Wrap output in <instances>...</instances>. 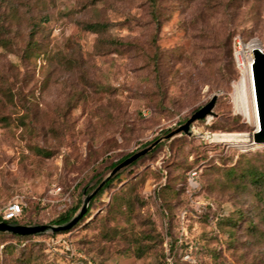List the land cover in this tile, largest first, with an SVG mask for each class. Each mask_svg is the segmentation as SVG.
I'll return each instance as SVG.
<instances>
[{
  "label": "rangeland",
  "instance_id": "374dc122",
  "mask_svg": "<svg viewBox=\"0 0 264 264\" xmlns=\"http://www.w3.org/2000/svg\"><path fill=\"white\" fill-rule=\"evenodd\" d=\"M235 39L264 48V0H0V215L18 202L21 225L50 224L217 96L78 226L0 237V264H264V187L243 172L264 144L235 107Z\"/></svg>",
  "mask_w": 264,
  "mask_h": 264
},
{
  "label": "water",
  "instance_id": "95a60500",
  "mask_svg": "<svg viewBox=\"0 0 264 264\" xmlns=\"http://www.w3.org/2000/svg\"><path fill=\"white\" fill-rule=\"evenodd\" d=\"M253 65H252V77L254 85L255 105L258 121V129L255 128V132L252 135L253 142L255 144H264V53L260 49H254L252 51ZM217 96H213L211 100L195 111L182 125L178 126L162 138L157 139L148 147L135 152L130 157L119 163L114 167L110 173L99 183V185L88 195H86L82 201V205L74 216L66 223L61 225L47 224V225H18L11 222H0V234H10L20 237L24 236H38L44 234H60L72 229L85 214L91 198L101 189V187L112 177H114L121 170L125 169L133 162L141 158L155 148L160 142L168 141L177 135H191V125L197 121H203L208 117L214 115L213 109Z\"/></svg>",
  "mask_w": 264,
  "mask_h": 264
},
{
  "label": "trees",
  "instance_id": "16d2710c",
  "mask_svg": "<svg viewBox=\"0 0 264 264\" xmlns=\"http://www.w3.org/2000/svg\"><path fill=\"white\" fill-rule=\"evenodd\" d=\"M152 3L154 2V0H150ZM101 26L100 25H88V29L93 31V32H96ZM235 65V64H234ZM200 109V108H198ZM197 109V110H198ZM196 110V111H197ZM1 120H5V118H2L0 117ZM187 119L183 120V123L186 122ZM180 137H183V135H180ZM162 144H158L151 152H148L146 155L142 156L141 158H139L138 160H136L135 162H133L131 165H129L127 168H130V167H133L134 165H136L138 163L139 160H141L143 157L147 156V155H150L152 152H155L158 148L161 147ZM132 154L134 153H129V154H126L124 155L123 157H121L118 161L116 162H113L109 165V169L112 170L114 167H116L119 163H121L122 161H124L125 159H127L128 157H130ZM243 172H245V177H249L251 182L256 185V186H262L264 187V169H261V168H258V167H252V166H249L246 170H244ZM101 176V174H97L93 177V180L96 179V178H99ZM119 178V175L118 173L112 177L111 179H109L102 187L101 189L91 198L90 202H89V205H88V208L85 212V214L82 216V218L79 220V222L75 225V226H78L84 218H86L89 214V209L91 208V206L93 205L94 201L100 196L102 195L105 190L115 181ZM103 179L100 178L96 185L91 188L89 191H87L85 188H82L81 190V194L83 195H88L89 193H91L98 185L99 183L102 181ZM82 204V200L81 198L78 199V201L76 202V204H74L73 206H70L68 207L63 213H61L60 215L57 216L56 219H54L50 224H54V225H61V224H64L66 222H68L73 216L74 214L78 211V209L80 208ZM22 212H23V207H22ZM3 219L0 215V222H2ZM9 222L13 223V224H18V225H21L20 223V219L19 218H16V219H13V220H10ZM74 226V227H75ZM73 227V228H74ZM71 230V229H70ZM69 230V231H70ZM68 232V231H66ZM65 233V232H63ZM4 236H12L14 238H17V239H28V238H31V237H38V236H24V237H20V236H16V235H4V234H0V237H4ZM55 236V235H53Z\"/></svg>",
  "mask_w": 264,
  "mask_h": 264
},
{
  "label": "bare ground",
  "instance_id": "6f19581e",
  "mask_svg": "<svg viewBox=\"0 0 264 264\" xmlns=\"http://www.w3.org/2000/svg\"><path fill=\"white\" fill-rule=\"evenodd\" d=\"M256 47H257L256 45L249 46L251 54L254 49H257ZM252 60H253V55H252ZM252 65L246 68V71L243 72L240 82L236 84L234 87V102L236 109L243 115L244 119L248 120L251 123H255L258 129L254 85H253V77H252ZM217 139L219 142H227V143L234 140L236 141V143L240 141V139H232L230 136H220L217 137ZM253 145H255V147L257 148L262 147L260 144H252V146Z\"/></svg>",
  "mask_w": 264,
  "mask_h": 264
},
{
  "label": "built area",
  "instance_id": "2783aa9c",
  "mask_svg": "<svg viewBox=\"0 0 264 264\" xmlns=\"http://www.w3.org/2000/svg\"><path fill=\"white\" fill-rule=\"evenodd\" d=\"M243 43L239 39L234 40V64L236 69L241 73L246 71V68L253 64L252 54L249 50L248 54H244L242 50ZM261 52L264 53V48H260ZM22 214V205L18 202L10 203L7 208L1 214V217L4 222H9L10 220L19 218Z\"/></svg>",
  "mask_w": 264,
  "mask_h": 264
}]
</instances>
